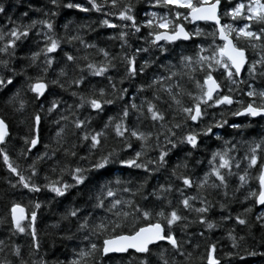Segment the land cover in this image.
Instances as JSON below:
<instances>
[{
    "label": "snow or ice",
    "instance_id": "snow-or-ice-1",
    "mask_svg": "<svg viewBox=\"0 0 264 264\" xmlns=\"http://www.w3.org/2000/svg\"><path fill=\"white\" fill-rule=\"evenodd\" d=\"M10 5L0 0V183L30 198L4 204L0 264H264V0H42L18 16ZM61 9L99 18L58 31ZM54 204L50 246L72 243L71 259L42 251Z\"/></svg>",
    "mask_w": 264,
    "mask_h": 264
},
{
    "label": "trees",
    "instance_id": "trees-1",
    "mask_svg": "<svg viewBox=\"0 0 264 264\" xmlns=\"http://www.w3.org/2000/svg\"><path fill=\"white\" fill-rule=\"evenodd\" d=\"M6 5H9L10 0H4ZM76 2H80V3H85L86 0H76ZM31 4L33 7H39L42 3V0H22L21 3L16 4L15 0H11V5L8 7V11L9 13L13 14L14 16H18L20 12L26 11L28 10V4ZM139 8H143L144 5H140L138 6ZM143 13L141 12L140 15H142ZM34 17L37 14H32ZM98 14L96 13H81L78 12L75 9H61L59 12V15L55 18V24L57 26V30L58 31H62V29L60 28V25L64 24L67 21H73L75 24H79V23H91L93 24V27H95V21L98 20ZM3 21V17L0 16V22ZM201 27H203L205 29V31H210L211 30V25H204L203 23H201L200 25ZM97 31L99 33H101L104 36L107 35H112L114 34V30L112 29H97ZM97 36V32H91L89 33L88 36H86V39H95ZM134 44L137 43L135 40L132 41ZM179 46L181 47H186L189 51L192 48V44L191 42H177ZM118 47V45H117ZM124 86H127V84H125ZM29 96L31 95V93L28 94ZM49 99H51L52 97L49 96ZM108 114H111L114 109L109 108L108 110ZM238 120H243L244 118H237ZM260 129V126L257 124H254L252 126L251 129H249L248 134L250 136H254L256 134V132H258ZM18 127H17V123L15 120L12 121L11 123V133L12 136L15 138L18 135ZM44 140L47 141V132L44 133L43 136ZM210 147H215L216 146V142L215 141H209L208 142ZM42 147V145L40 146ZM206 153L204 151H201L200 153H197L196 155L199 158H202ZM173 159H175V157H173ZM127 170H125L126 172ZM7 176V170L3 167L2 161H0V179H2L3 177ZM7 190V185H4L2 183H0V214H2L4 212V204L7 202L8 199H15L19 202H21L23 205H27L29 198H30V194L29 195H25V196H21L19 193H17L14 197H5L2 194ZM46 194H40L39 198L41 200L45 199ZM75 196V192L73 191V193H71L67 198L63 199V204L59 205L60 208H62L64 205L68 204L69 201H71L73 199V197ZM52 211H50L49 209L45 208L42 209L41 211V215H40V219H39V228L41 230L42 233H49L48 235H42V240H43V249L48 251L49 254V259L50 260H54L55 257H59L61 260H65V258L67 259H71L72 258V243L70 242H64V243H60V242H56L55 247H51V240H52V236L50 235V233L54 232L55 229H51L49 226L52 225L53 223H55V211L57 208V205H52ZM211 235V240L212 241H218V255L222 258V260H224V252H227L230 250L231 245L229 243V241L226 239V236L224 234V230L223 229H218L216 231H214L213 233L210 234ZM259 235V234H257ZM0 237H2V230H0ZM19 242L23 243L26 241V238H18ZM251 243V241H250ZM243 254V253H241ZM120 255L116 254L115 256V261L119 262L120 260ZM125 261L127 260V257L124 258ZM248 260L251 262V264H260V261L258 258L255 257H248ZM232 264H240V262L238 260H233Z\"/></svg>",
    "mask_w": 264,
    "mask_h": 264
}]
</instances>
